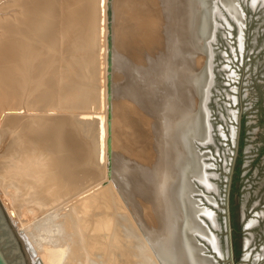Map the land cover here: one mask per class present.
Instances as JSON below:
<instances>
[{
    "label": "bare ground",
    "instance_id": "1",
    "mask_svg": "<svg viewBox=\"0 0 264 264\" xmlns=\"http://www.w3.org/2000/svg\"><path fill=\"white\" fill-rule=\"evenodd\" d=\"M118 1L120 0H22L19 4L20 13L14 18L9 16L4 17L0 13V200L3 203L1 204L8 210H6V212H9V218L15 222L14 224L17 225L19 229L18 232L20 233L17 235L18 233L12 228L13 225H9L8 220L10 219H6L4 216L5 212H2V209L4 208H2L0 204V245L10 264H29L37 258L34 255L41 257L45 264H140L138 257L142 256L141 253L129 249L128 244L130 240L125 242V238L128 237L124 236L127 234L125 231L126 229L124 230V235L119 234L116 236V227H112L114 218L113 213H110L111 211H109V209L116 206L114 191L112 190L114 185L120 186L124 196L130 203L135 204L139 214H143L147 218L150 217L153 220L149 225H146L148 226L146 227V230L151 232V235L154 236L152 238L154 248L159 259L162 261V264H216L213 259H210L204 253V247L201 246V243L196 239V234L202 236L204 234L216 250L218 249V240L215 236L208 234V232L207 234L205 233V229L198 220L199 217L197 218L198 215L196 216L197 211L192 197H190V193L193 189V177L200 178L202 175L199 159L194 152V141L196 139L206 140V137H208L207 125L209 123L206 120V115L208 117V113L206 114L207 110H205L204 101L207 93L206 69L195 76L190 74L186 75L187 71H182L185 73L184 76L197 86L201 104L198 111L194 114H186L184 111L183 113L180 111V113H177V111H171L169 114V129L166 131L169 133L170 140L173 141L172 144H174L173 146H170L175 149L172 153L173 149L170 150L168 147L169 151L172 153L170 154L171 160L169 159L172 165L169 164L173 167V172L170 174L171 176H169V178H167L168 176L166 175V172L170 171H163L166 177L161 173L166 179L164 183L167 184L168 191L166 192L165 190L166 193H163V195H156L157 197L155 198L157 199L151 196L140 198L138 193L135 192V189L138 188L139 184H137V181L134 182V180H132L133 178L131 180L127 178L129 173H132L133 175V172L128 168L130 165H126L128 167L117 165L118 159L123 158L121 156L124 155L123 151L127 149V152L129 150L130 153L132 146L131 143H133V141H131L133 139L130 138L131 136H128L126 140L128 141V145L123 144V147L119 146L117 134L112 135L111 140L113 142V148L111 152L109 151L106 153V156L109 157L111 161V163H109L112 171L110 178L111 185L91 194H84L82 191H75V189L69 188V177H73L77 171H80L77 170L80 163L76 164L78 158L75 157H77V155L75 153L76 156L72 154L70 157L72 161L75 162V165L72 166V170L68 174L66 145L63 143L66 136L62 137L59 132L60 127L64 124L61 122L58 123V125H51L50 123H47L48 121L46 118L41 119L39 117H45V115L51 111H56L55 114H65V112L69 110L71 112H73V109L74 111H79L78 109L91 105L90 103L88 104V102L86 104L84 101L86 98H91L92 92H90L88 88L94 86L93 77L95 76L96 70L94 66L95 62H92V60L98 58V53L102 50L104 43L106 44V47H109L110 37L111 47L113 49L111 73H113L114 77L109 80V83L113 85L111 91L112 95H116V88L120 83L115 84L117 82H115V73L118 74V72L115 71L117 67V58L120 52L117 50V45L115 46V44H117V25L115 27V22L118 24L116 21L117 12L122 9L120 5V9L117 8L116 5ZM222 1L228 3L227 6L234 7L231 0ZM123 3H125L123 4L125 8H128L126 5L129 4V1L124 0ZM210 3V0H180L178 4L181 7V12L177 11L178 13H176L172 8L173 10L170 11L169 14L173 19L171 27H173L175 31L174 34H176L173 38V40L175 39L177 41L174 44V47L176 48V50L174 48L175 53L180 49L187 48L189 45L194 48L199 47L205 52L206 36H208L213 29V13ZM135 5H137V3ZM169 6L171 8V3ZM136 7L137 6H135V8ZM139 9H142V7ZM133 10L130 11L132 12ZM58 11L61 18H63L62 21H64V26L62 25L63 30L60 29L61 31H58L60 32L58 34L47 33L54 41L55 47L58 48L57 51L53 52L52 46L46 42L47 36L44 39V44H42L43 42L40 44L36 42L34 43L33 39H35V37L32 36V32L34 33V36H44L47 31L46 28L52 23L50 21L52 15ZM139 11L141 10H138L137 12ZM137 12L135 11L136 14H138ZM123 13L124 12L119 14ZM135 13H133V15ZM140 13L143 15L145 12L143 13L141 11ZM125 15L126 14L122 16ZM142 15L139 14L138 19L135 20L146 23V26L148 25V27L152 24L154 27L152 26L151 29H149V32H153L161 22H164L158 17L161 20H158L157 18L158 21L154 24L155 20L152 18L155 14L152 15V17L149 16V19L147 18L143 21L145 17L143 18ZM146 15L144 14V16ZM165 15L166 14H164V16ZM120 17L118 15V18ZM123 27L120 30H123ZM158 28L159 27H157V29ZM140 31L143 33L144 29L142 28ZM118 32L120 33V31ZM139 35L141 34L139 33ZM152 35L149 33L147 38L151 39ZM130 37L133 38L134 36ZM100 38H103L104 40L102 41V46L99 43L93 45L96 41L100 40ZM125 38L128 37L125 36ZM118 41L120 42V40H117V42ZM139 41L141 42V40ZM133 44L136 45V43ZM156 46L157 45H155V47ZM131 47L133 48L132 45ZM32 48H35L36 50ZM164 48L165 47L162 49ZM71 53L82 54V58H76L70 55ZM144 55H142V57L147 56ZM80 59H83L82 63L77 67L76 63ZM197 62L198 59H193L194 64H197ZM106 63H108V61ZM71 68L73 71L70 70ZM133 69L135 71V67ZM31 71L35 73V77L31 76ZM65 72H70L73 75H71L72 77H69L70 84L77 83L81 88H79L77 84L72 86L70 84H65L66 88H64L63 81L65 76L63 75ZM123 73L124 72L120 74ZM138 73H140V71ZM161 74L160 77L162 80H159L160 82H163L170 72H164ZM90 77L93 79L90 80ZM125 77H127V75ZM33 78H37V81H39L38 78H41L37 83V86L31 85ZM153 80L151 79L150 81ZM36 82L33 81V84ZM142 83L144 84L143 81ZM136 84L140 85L139 83ZM60 85H62L63 88H60ZM38 86L40 88L37 89ZM145 86L146 84H144L143 87ZM122 87L125 88V86ZM94 88L95 87H93L92 90H94ZM127 88L128 87L125 89ZM139 88L141 89L142 87ZM32 89L36 92V94L35 92H32L34 96L31 95ZM65 91H67V95L64 97ZM119 92L122 95L123 91L121 92L119 90ZM144 95L146 96V94ZM187 96H190V94H187L186 98ZM115 97L109 108L111 114L110 117H108V123L113 128H123L121 118L119 117V119L116 116V109H118L116 104L118 102L115 103L117 98ZM190 97H188V99ZM119 100H121V98ZM131 100L133 101V99ZM147 100H149V98ZM123 101L124 106L126 107L128 103L125 104V100ZM150 105L153 106L154 104L152 103ZM156 106L158 109V103ZM122 108H124L123 105ZM61 110L62 112H59ZM121 111L123 110L121 109ZM76 113L78 115L79 112ZM73 114L75 113L73 112ZM77 115L75 114V116ZM108 123L106 127H108ZM56 130L58 132L54 133ZM124 133L126 132L124 131ZM178 144L179 147H181L180 150L179 147H177ZM91 151L94 152L93 150ZM91 151H89L90 154H92ZM127 152L126 155H128ZM85 153L86 155H89V153ZM131 153L129 155H132ZM119 155L121 158H119ZM166 156L164 155V157ZM89 157L90 155L87 158ZM91 157V159L95 160L93 156ZM132 157L135 159V156L132 155ZM130 158L131 157L129 156L127 159ZM83 161L84 163H87V159L86 161L83 159ZM93 163L95 164L96 162L93 161ZM94 164L92 165L90 163L91 166L95 167L96 165ZM82 165L85 167V164ZM140 165L141 164L138 166ZM88 167L89 165L87 163L85 167V169L87 168L86 172L90 170ZM85 169L82 167L81 170L85 171ZM169 169L170 168L167 170ZM160 171H158V173ZM89 172L91 174V170ZM92 175L94 174L92 173ZM155 175L153 177H155ZM154 179L156 180V178ZM165 184L164 187L161 186L160 188H165ZM67 193L73 194L69 195ZM156 193H158V191ZM73 197L78 200L74 202L72 199ZM153 198L155 199L154 201ZM100 202L101 204L104 202L102 206V208L104 207V210L98 208ZM168 202L170 204H168ZM168 205L170 208H167ZM97 208L98 212L95 211V213H93V210ZM154 208L156 210H154ZM65 210H67V212H64ZM151 210L154 212L150 213ZM39 212L47 214V216L44 214L45 220L43 219V216H41L43 218L39 216L46 224L42 222V225L40 220L42 226L39 223H37L36 226H33L32 221L37 219L36 216ZM169 212L172 217L166 219L165 213H168L169 215ZM37 221H39V218ZM166 222L167 226L165 224ZM34 223H36V221ZM203 225L205 224L203 223ZM103 229H105V231ZM40 232L46 233L44 234L46 236L43 235L45 237V243L43 242V239L39 238V236H41ZM119 236H122L123 242L119 241ZM20 239L22 241L25 239V242L23 241V245L25 243L24 249H27L25 250V253L22 251ZM34 257L35 259L33 260Z\"/></svg>",
    "mask_w": 264,
    "mask_h": 264
},
{
    "label": "rangeland",
    "instance_id": "2",
    "mask_svg": "<svg viewBox=\"0 0 264 264\" xmlns=\"http://www.w3.org/2000/svg\"><path fill=\"white\" fill-rule=\"evenodd\" d=\"M21 1L22 0H0L1 15L4 17L9 16L13 18L16 15H19V4ZM123 1L124 0L118 1L116 5L117 8H119L120 5L122 9L119 8L120 10L117 12L116 21L118 22V24H116L115 22V27L117 25V44H115V46L117 45V50L121 55H123L121 56L119 54L116 62L117 67L115 72H118V74L115 73V82L117 81L115 84L120 83L116 88L115 96L117 98L112 95L111 91L113 85L109 83V80L112 79L114 75L113 73L109 72L110 66L108 63H106L109 58V53L113 49L112 47H110V45L109 47H106L105 43L102 46V41L104 40L103 38H100V40L96 41L93 44H101L102 50L98 53V58L92 60V62H95L96 64H94L96 70L95 76L93 77L94 79L92 77L89 78L90 80H94V86H90V88H88L90 92H92V95L91 98H86V100L84 101L86 102V104L88 102V104L90 103L91 105L84 106L83 108L78 109L79 111H74L73 109L72 111L76 115V112H79L77 116H75V114H73V112H71L70 110L65 112V114L60 113L61 115L58 113L55 114L56 111H51L49 112L50 114L47 113L45 117L39 116L41 119L46 118L48 121L47 123H50L51 125H58V123L63 122L64 125L60 127L59 132L61 133L60 135L62 137L66 136L63 140V143H65L66 145L68 174L72 170V166L75 165V162L72 161L70 156L74 153L77 155V157H75L78 158L76 164L80 163L77 170L80 171H77V173L73 177H69V188L75 189V191H82V193L84 194H91L111 185L110 178L112 171L111 165H109L111 161L110 158L106 156V153H108L109 151L111 152L113 148V142L111 138L113 134H117L119 146L121 147L124 146L123 144L128 145V141H126L128 136H131L130 138L133 139L131 140L133 141V143H131L132 146L130 153L132 152L131 154L135 156V159L134 157H132V155H129V150L127 152L126 149L125 151H123L124 155H121L123 158H121V156L119 155V158L121 159H118L117 165H130L129 167H126H128L133 172V175L132 173H129V176L127 178H129L130 180L133 178L132 180H134V182L137 181V184H139L138 188L135 189V192L138 193L139 197L144 198L151 196L155 198L159 195H163V193H166L168 191V188L167 184L164 183L166 180L165 177L167 175V178H169V176H171L170 174L173 172V167L171 166L172 164L170 161V154L175 151V149L171 147L174 145L172 144L173 141L170 140L168 135L169 133H167L166 131L169 129V114L171 111H177V113H183L184 111V113L186 112V114H194L198 111V108L201 104L197 86L195 85V83L188 80L187 77L184 76L185 73H183L182 71H187L186 75L190 74L195 76L202 73L204 69H206L207 93L204 101L205 110H207L206 114L208 113V117L206 115V120L209 123L207 125L209 129L207 128L208 137H206V140L196 139L194 141V152L199 159L202 175L200 178L193 177V189L190 193V197H192L194 206L197 211L196 216L198 215L197 218L199 217L198 220L205 229V233L207 234L208 232V234L215 236L218 240V249L216 250L213 248L212 244L209 242L207 237L204 236V234V237L200 234H196V239L199 243H201V246L204 247V253L210 259H213L214 263L231 264L229 261V234L227 228L229 217L228 214H230L232 234L234 238V253H236L234 264H264L263 0H231L234 6L233 8L227 6L228 3L223 2L222 0H210V6L213 13V29L211 30L210 34L206 36L205 52H203L199 47L194 48L189 45L187 48L180 49L177 53H175L176 48L174 47V44L177 41L175 39L173 40L174 35L176 34H174L175 31L173 27H171L173 19L169 13L173 9V11H175L176 13H178L177 11L181 12V7L178 4L180 0H137V2L136 0H127L130 4L126 5V7L128 8H125V6L123 5L125 3H123ZM135 2L137 3V5H135ZM170 3L172 5L171 8L169 6ZM175 5L178 7H176ZM133 6L134 8L135 6H137L138 8L136 7L135 10ZM140 7H142V9H139ZM133 9L136 12L138 10H141L143 13L145 12V15H148H142V13H140L141 11L137 12L138 14H136ZM130 10L133 11L131 12ZM125 11L128 13H126ZM122 12L124 13L119 14ZM133 13H135V16L133 15ZM124 14H126V17L122 16ZM139 14H141L143 18L145 17L143 21H145L147 18L149 19V16L152 17V15L155 14L152 18L155 20L154 24L157 23L160 18L162 19L160 20L164 21L165 23L161 22L160 25L157 26L159 27L158 29L156 27V30L153 28L155 31L152 29L153 32H149V29H151L153 25L150 23L151 25L149 24V28L148 25L146 26V23L140 22L139 20L136 21L135 19H138ZM164 14L166 15L164 16ZM118 15L119 17H121L118 18ZM62 19L63 18H61L59 11L55 12L50 20L52 23H50V26L48 28H46L47 31L44 36H34V33L32 32V36L35 37V39H33L34 43L36 42L40 44L41 42H43L42 44H44V39L47 36V44L52 46L53 52L57 51L58 48L55 47L54 41L49 37L47 33H60L58 31L63 30L64 26V21H62ZM122 27L123 30H120L122 29ZM142 28L144 29L143 33L140 31ZM118 31H120V33ZM123 33L128 38H125ZM139 33L141 35H139ZM149 33L151 35L153 33L151 39L147 38V35ZM134 34H137L138 36H135ZM130 36L134 37L131 38ZM117 40H120V42H117ZM139 40H141L142 43ZM133 43H136V45ZM154 44L157 46L155 47ZM131 45L133 46V48L131 47ZM121 46L123 47V49ZM163 47L165 48L162 49ZM32 49L36 50L35 48ZM70 55L76 58H82V54L71 53ZM142 55L147 56L142 57ZM193 59H198L197 64L193 63ZM82 60L83 59L77 61V67L81 65ZM169 61L172 63H170ZM134 67L135 71L133 69ZM70 70L73 71L72 68ZM138 70L140 71V73H138ZM122 72L124 73L120 74ZM164 72H170V74L166 79L163 80V82L165 81L163 83L162 81L160 82V80H162L160 76L162 75L161 73ZM30 74L31 76L35 77V73H33V71H31ZM71 75L72 74L70 72L64 73V88H66L65 84L68 85L71 83L69 82V77L73 76ZM126 75L128 78L125 77ZM151 79L154 80L150 81ZM35 80L37 81V78H33L31 83L32 86H37V83L41 80V78H38L39 81L37 82ZM33 81L36 83L33 84ZM142 81L144 82V84H146L147 87H143L144 84L142 83ZM123 83H126L127 86ZM136 83H139L142 86L137 85ZM161 83H163L164 85ZM76 84L73 83L70 85L72 86ZM63 86L60 85V88H63ZM77 86L81 88L80 85L77 84ZM122 86H125V88L128 87L129 89H125ZM138 86L142 88L140 89ZM93 87H95L94 90H92ZM38 88L40 87L38 86L37 89ZM119 90L121 92L123 91L122 95L120 94ZM129 90H131L132 92ZM135 90L137 93L135 92ZM32 92L34 93L35 90L32 89L31 91V95L34 96ZM144 94H146V96ZM187 94H190L191 97L187 96L186 98ZM66 95L67 91H65L64 97ZM133 96L135 97V99ZM114 97L116 98V100H119L120 98L122 100H115V103L118 102V105L116 104V107L118 109L120 108L121 103V108L119 110L116 109V116L117 118H121L123 128H113L108 123V117H110L111 114L109 108L112 101H114ZM188 97L190 98L188 99ZM148 98L149 100H147ZM131 99H133V101ZM123 100H125V104L128 103L126 107L124 106ZM149 101L152 102L150 103ZM152 103L154 104V107L150 105ZM157 103L159 105L158 109L156 106ZM122 105L124 108H122ZM121 109L123 111H121ZM156 110L158 111V113ZM59 112H62V110ZM107 123L108 127H106ZM124 131L126 133H124ZM57 132V130L56 132L54 131V133ZM168 147L170 150L173 149L172 153L171 151H169ZM177 147H179V144L177 145ZM180 149L181 147H179V150ZM91 150H93L94 152H92ZM89 151H91L92 154H90ZM85 152L89 153L90 157L93 156L95 160L91 159L92 157L87 158L89 155H86ZM126 152L128 153V155H126ZM133 152H135L136 155ZM164 155L166 157H164ZM124 156H126L127 158H129L130 156L131 158L127 159ZM140 158L145 161H142ZM83 159L85 161L87 159L86 162L89 165L88 169L91 170V174L89 172L90 170L86 172L87 168L85 169V167L87 163H84ZM93 161H95L96 163L94 164ZM134 162L136 163V165ZM90 163L96 166H91ZM82 164H85V167ZM139 164L141 165L138 166ZM82 167L83 169H85V171L81 170ZM166 167L167 169H170L167 170ZM158 171L160 172L158 173ZM163 171L170 172H166L165 175ZM92 173L94 175H92ZM161 173H163V176L165 177H163ZM158 174H161L160 177ZM154 175L155 177H153ZM154 178H156V180ZM163 183L165 184L166 189L163 188ZM161 186L163 187L160 188ZM112 190L114 191L116 206L110 208L109 211H111L110 213H113L114 223L112 224V227H116V236L119 234L124 235L123 233H125L124 230L126 229L125 231L127 234H125L124 236L128 237L125 238V242L130 240L128 244L129 249L134 252L141 253L142 256L138 257L140 264H162V261L159 259V256L156 254L154 248L152 239L154 236L151 235V232H148L146 230V227H148L146 225H149L153 220L150 217L147 218L145 215H141L137 212L135 204L129 202V200L124 196L120 186L114 185V187H112ZM157 191L158 193L160 191V193H156ZM67 194L71 195L73 193ZM154 198L153 201L157 199ZM72 199L74 200V202L78 200L75 197H73ZM1 203L2 201L0 200V204ZM103 203L104 202H102L101 204L100 202V205L98 207L100 210L104 208H102ZM2 204L1 206L2 208H4L2 209V212H5L4 216L8 220L10 219L8 214L9 212H6L7 209ZM168 204L170 203L168 202ZM168 206L167 208H170V206ZM98 208L94 209L93 213H95V211L98 212ZM154 210L156 209L154 208ZM64 212H67V210H65ZM153 212V210L150 211V213ZM44 214V212L38 213L36 217L37 219L39 218V221H37V219H31L34 222L36 221V223L32 221L33 226H36L37 223L41 225V223L45 220V216H47V214H45V216ZM165 214L166 219L172 217L170 212L169 215L168 213ZM39 216H43L44 218H41H43L44 220ZM8 223L10 226L13 225L12 228L16 233H18L17 235H19V229L17 225L14 224L15 222L10 219L8 220ZM203 223L205 225H203ZM165 224L167 226V222ZM103 230L105 231V229ZM40 233L41 236H39V238L43 239V242L45 243L44 236L46 235L44 234L46 233ZM119 237V241L123 242L122 236ZM23 241L25 242V239ZM23 241L20 239V245H22V251L25 253V250L27 249H24L25 243L23 245ZM34 256L37 257L36 259L38 260H36L34 257L33 260H35L29 264H45L41 257H39L38 255Z\"/></svg>",
    "mask_w": 264,
    "mask_h": 264
},
{
    "label": "water",
    "instance_id": "3",
    "mask_svg": "<svg viewBox=\"0 0 264 264\" xmlns=\"http://www.w3.org/2000/svg\"><path fill=\"white\" fill-rule=\"evenodd\" d=\"M110 15H111V12H110ZM109 39H110L109 45L111 47V37ZM108 64L110 66V72H111V70H112V66H111V64H112V51H110V53H109ZM228 215H229V217H228L227 228H228V234H229V240H228V252L230 254L229 255L230 256L229 261L231 264H234L236 253H234V238H233V234H232L231 215L230 214H228ZM0 264H10V262H9L8 258L6 257L1 245H0Z\"/></svg>",
    "mask_w": 264,
    "mask_h": 264
}]
</instances>
